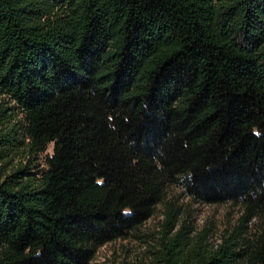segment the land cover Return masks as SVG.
I'll list each match as a JSON object with an SVG mask.
<instances>
[{
    "label": "trees",
    "instance_id": "obj_1",
    "mask_svg": "<svg viewBox=\"0 0 264 264\" xmlns=\"http://www.w3.org/2000/svg\"><path fill=\"white\" fill-rule=\"evenodd\" d=\"M170 187L238 223L168 203L135 264H264V0H0V264H89Z\"/></svg>",
    "mask_w": 264,
    "mask_h": 264
},
{
    "label": "rangeland",
    "instance_id": "obj_2",
    "mask_svg": "<svg viewBox=\"0 0 264 264\" xmlns=\"http://www.w3.org/2000/svg\"><path fill=\"white\" fill-rule=\"evenodd\" d=\"M12 106L13 104H7ZM11 114V111H7ZM13 113H16L14 110ZM19 117L15 114L9 125L16 122ZM13 119V120H12ZM48 154L50 146H48ZM25 155V156H24ZM26 153L17 151L4 160V171L8 173L19 164H26ZM34 162L37 169L43 168L44 154H39ZM25 162V163H24ZM33 171V170H32ZM170 203L175 210V217L178 225L185 224V227L191 232L189 237L204 236L206 247L215 248L225 236L238 223L239 210L227 204L206 205L198 204L186 198L179 189L170 187L167 190L164 201L156 205L152 217L142 224L136 231L130 232L122 238L110 241L98 248L89 264H135L139 260L145 259L149 251V244L154 245L160 238L163 222L165 220V207ZM255 222V220H253ZM247 229V234L253 232L252 224Z\"/></svg>",
    "mask_w": 264,
    "mask_h": 264
},
{
    "label": "clouds",
    "instance_id": "obj_3",
    "mask_svg": "<svg viewBox=\"0 0 264 264\" xmlns=\"http://www.w3.org/2000/svg\"><path fill=\"white\" fill-rule=\"evenodd\" d=\"M122 214L125 215V216H130V215H132L133 213H132V210H131V209H129V208H125V209H123Z\"/></svg>",
    "mask_w": 264,
    "mask_h": 264
}]
</instances>
